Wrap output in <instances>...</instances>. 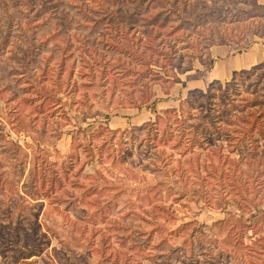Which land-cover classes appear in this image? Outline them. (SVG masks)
<instances>
[{"label": "rangeland", "instance_id": "1", "mask_svg": "<svg viewBox=\"0 0 264 264\" xmlns=\"http://www.w3.org/2000/svg\"><path fill=\"white\" fill-rule=\"evenodd\" d=\"M223 3L0 0V195L24 197L0 208V264H264V140L159 136L189 90L264 63V37L209 47Z\"/></svg>", "mask_w": 264, "mask_h": 264}, {"label": "trees", "instance_id": "2", "mask_svg": "<svg viewBox=\"0 0 264 264\" xmlns=\"http://www.w3.org/2000/svg\"><path fill=\"white\" fill-rule=\"evenodd\" d=\"M224 1L225 3L220 5L218 11L212 10L211 12L217 18L229 15L230 21L228 23H231V25L228 26L229 28L224 27L220 30L215 29L214 31H210L206 36L209 41V47L220 44H237L249 34L264 37V25L261 26L256 21L264 18V3L258 2L257 0ZM238 4H244L245 7H239ZM197 17H199L197 14L191 16L194 27L199 24L194 20ZM199 18L202 20V17ZM233 24L236 25L233 26ZM209 63H213V59H210ZM263 77L264 63L262 62L252 65L247 69L233 71L229 80L225 81L224 84L218 80H213L205 90H189L186 97L180 101L178 108L164 110L168 114L167 118L173 115L172 123L175 126L173 129H170L169 123L166 124L165 128H162L159 134L160 139L163 143H166L172 138H175L174 145H179L183 140L187 143L186 147L191 149L195 146L203 148V143L209 137H213L231 146L230 150L242 152L243 149L248 148V145L250 149H254L260 140H264V92L258 91V89L264 88V85H262L264 82ZM173 81L181 82L177 76L173 77ZM182 84L184 85L183 82ZM217 90L219 91L218 93H216ZM242 90L245 95H242ZM157 124V120L154 119L136 127V129L139 131L142 129L146 130L145 136L148 139L151 131L156 136V132L159 130ZM79 145L80 143L73 147ZM72 156L76 159L78 158V154L73 153ZM42 162L44 164L47 162L46 157L42 158ZM44 167L41 168L44 170ZM45 168H51V179L49 186L43 188L42 197L40 198L48 200L52 198L51 194L54 192L53 182L54 178H56V171L51 167L49 162ZM81 169L82 167L78 168V171ZM0 178V184L2 182H10L8 181L7 175L3 178L0 176ZM11 190L13 189L10 188L9 194L5 193L3 198H1L2 194L0 195V203H3V205H0L2 206L0 208L6 213V216L9 213L12 215L9 212V207L6 206L10 201V197L14 198L15 205L18 207L21 202L20 199H24L18 191ZM11 193L12 195H10ZM13 194L16 196H13ZM34 194L29 197L37 199L38 197H35ZM20 216L21 210L18 209L14 215L18 219L16 220L17 224L20 221ZM13 228L16 230L18 227L16 225ZM10 241L17 243V236L15 235L13 240L5 239L6 244ZM37 254L30 251L28 256Z\"/></svg>", "mask_w": 264, "mask_h": 264}, {"label": "crops", "instance_id": "3", "mask_svg": "<svg viewBox=\"0 0 264 264\" xmlns=\"http://www.w3.org/2000/svg\"><path fill=\"white\" fill-rule=\"evenodd\" d=\"M215 51L219 54H215V55H222L223 53H226L225 51V47H221V46H217L215 47ZM218 62V61H217ZM216 60H215V63H217ZM217 65V68L219 69L220 67V70L218 72H220L221 74H224L226 75L227 72L229 71L230 67L232 66V63L231 62H228V61H222L221 63L219 62V64H216ZM217 69V70H218Z\"/></svg>", "mask_w": 264, "mask_h": 264}]
</instances>
